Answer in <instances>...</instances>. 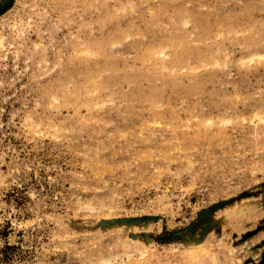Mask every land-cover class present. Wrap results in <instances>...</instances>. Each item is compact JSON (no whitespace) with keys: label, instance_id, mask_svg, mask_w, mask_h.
<instances>
[{"label":"rangeland","instance_id":"1","mask_svg":"<svg viewBox=\"0 0 264 264\" xmlns=\"http://www.w3.org/2000/svg\"><path fill=\"white\" fill-rule=\"evenodd\" d=\"M264 261V0H0V264Z\"/></svg>","mask_w":264,"mask_h":264},{"label":"water","instance_id":"2","mask_svg":"<svg viewBox=\"0 0 264 264\" xmlns=\"http://www.w3.org/2000/svg\"><path fill=\"white\" fill-rule=\"evenodd\" d=\"M260 264H264V261H262Z\"/></svg>","mask_w":264,"mask_h":264}]
</instances>
